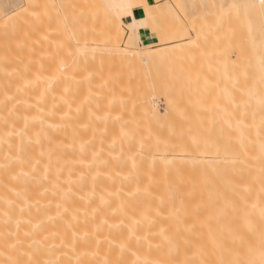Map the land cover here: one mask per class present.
<instances>
[{
  "label": "snow or ice",
  "instance_id": "obj_1",
  "mask_svg": "<svg viewBox=\"0 0 264 264\" xmlns=\"http://www.w3.org/2000/svg\"><path fill=\"white\" fill-rule=\"evenodd\" d=\"M112 7L0 5V264H264V0Z\"/></svg>",
  "mask_w": 264,
  "mask_h": 264
},
{
  "label": "rangeland",
  "instance_id": "obj_2",
  "mask_svg": "<svg viewBox=\"0 0 264 264\" xmlns=\"http://www.w3.org/2000/svg\"><path fill=\"white\" fill-rule=\"evenodd\" d=\"M154 1H155V3H159L161 5V9L166 7V6L175 5L177 3H187V4L191 5L194 3L204 2V0H154ZM8 2H9V0H0V5H3V4L8 3ZM11 2L15 3V4H26L29 2V0H11ZM75 2L81 3V4L102 2L104 4H107L105 0H75ZM162 13H167V12L165 11ZM17 22L21 26H23V24H24L23 18H18ZM2 24H3V21H0V41L3 40ZM139 39H140V43L144 49H151L152 51H157L158 48L160 47V41L158 38H157V44L155 46H146V45L142 44L141 37ZM179 43H187V42L178 40L177 44H179ZM176 55H179V53H176ZM138 59H139V57H137V60ZM149 71L151 72L153 79L157 82L158 92H159L160 91L159 84H160L161 80L165 77V75L167 73V68L163 64H161V66L159 68L155 65H152L150 69L147 65H144V66L138 65V73L144 74V73H148ZM165 101H167V99L163 95H160L156 101L158 106H159L158 110L161 112V115H163V112L166 111L167 102H165Z\"/></svg>",
  "mask_w": 264,
  "mask_h": 264
},
{
  "label": "bare ground",
  "instance_id": "obj_3",
  "mask_svg": "<svg viewBox=\"0 0 264 264\" xmlns=\"http://www.w3.org/2000/svg\"><path fill=\"white\" fill-rule=\"evenodd\" d=\"M105 1H106V3L108 5H112L113 6L111 8V12L113 14H118L119 11H120V8L118 6L127 2V0H105ZM255 2L258 3V0H255ZM160 11H161V13L165 12V11L168 12V7L166 6V7L162 8V9H160ZM125 19H127V17H125L124 20ZM148 31H150V30H148ZM142 32H144V30H140V34H139L138 38L141 37V33ZM0 42H2V41H0ZM153 52H155V51H153ZM165 55H168V54L166 53ZM165 102H167V105H166V110H167L168 109V101H165ZM252 219H253V222H254V224H255V226L257 228V232H256L255 235L248 234L245 231L243 225L238 220H231L229 223L233 227L238 228L242 233H244V235L246 236V238L248 240L252 241L258 247V245H259V228H260V225H261V221H260V218H259L258 214L254 215L252 217Z\"/></svg>",
  "mask_w": 264,
  "mask_h": 264
},
{
  "label": "crops",
  "instance_id": "obj_4",
  "mask_svg": "<svg viewBox=\"0 0 264 264\" xmlns=\"http://www.w3.org/2000/svg\"><path fill=\"white\" fill-rule=\"evenodd\" d=\"M152 3L156 4L154 0H152ZM127 19H125V21H127ZM141 41L142 44L146 46H155L157 44V37L153 36L151 31H147V34H144V32H142Z\"/></svg>",
  "mask_w": 264,
  "mask_h": 264
}]
</instances>
